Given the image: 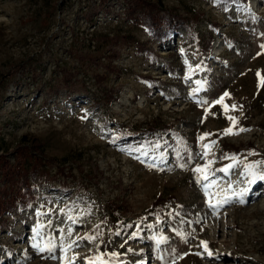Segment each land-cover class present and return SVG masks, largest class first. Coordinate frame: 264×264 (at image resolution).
I'll use <instances>...</instances> for the list:
<instances>
[{
  "label": "rangeland",
  "instance_id": "rangeland-1",
  "mask_svg": "<svg viewBox=\"0 0 264 264\" xmlns=\"http://www.w3.org/2000/svg\"><path fill=\"white\" fill-rule=\"evenodd\" d=\"M261 45L264 0H0V156L27 149L38 170L31 207L0 215V264H264V181L243 167L264 173ZM222 97L249 131L223 135ZM169 131L190 150L154 162L140 145ZM209 161L206 191L192 169Z\"/></svg>",
  "mask_w": 264,
  "mask_h": 264
},
{
  "label": "trees",
  "instance_id": "trees-1",
  "mask_svg": "<svg viewBox=\"0 0 264 264\" xmlns=\"http://www.w3.org/2000/svg\"><path fill=\"white\" fill-rule=\"evenodd\" d=\"M107 1L108 0H103V2ZM144 15L145 17L142 20L140 19V23L146 25L148 28L154 31H159L160 33L163 26H166V31L168 32L161 34L162 36H167L170 32H174L178 24L176 21H172L169 18L167 19V17L153 16L152 10H148V14ZM90 19H93V17L91 16ZM207 68L209 67L207 66ZM65 75H67L66 83L70 85L72 83V75L71 73H65ZM169 133L170 138L168 140H161L160 137H158V139L151 137L146 139L145 143H141L140 146L145 145L152 149V153L149 158H151L154 162L161 164L164 163L166 161V151L168 149L173 153L175 161L179 163L182 162L184 154L189 152L190 148L188 146V139L185 138L184 135H181L176 131H169ZM165 142L167 145L164 149H162ZM1 156L0 177L4 181V187L3 189L0 188V195L3 197V200L0 201V215L3 212L16 207L17 204L20 209L31 207L33 201L36 200L34 191L37 187L34 182L30 183L29 177L32 176V179L36 180L38 170L35 168L32 172L29 171V166L27 165L29 158H31L29 151L24 148L19 149L15 164L8 161L6 157ZM15 187H18L20 192H15Z\"/></svg>",
  "mask_w": 264,
  "mask_h": 264
},
{
  "label": "snow or ice",
  "instance_id": "snow-or-ice-1",
  "mask_svg": "<svg viewBox=\"0 0 264 264\" xmlns=\"http://www.w3.org/2000/svg\"><path fill=\"white\" fill-rule=\"evenodd\" d=\"M261 47H264V45H261ZM261 86L264 87V78L261 79ZM227 96V94H225ZM223 97L216 101V103L220 104L223 108H224V114L226 116V118L230 121V123L232 124V127H230L229 129H226L223 133V135H239L240 133L242 132H245V131H249V129H245V128H239L238 131H234L233 129L235 128V126L239 123L238 119L235 118V117H232V116H229L228 115V106L225 105L223 103ZM242 107V106H236V105H232L231 106V110L233 111H237L239 110V108ZM210 134H205L204 136L200 137V140L202 141V148L205 149L204 152H202L201 154H199L200 156H203V157H207L210 153L208 150H210L212 147L215 146V143L216 142H212V143H209V144H203V141L205 139H207V137L209 136ZM251 155H255V153H250ZM224 159H229L231 161H233L234 163L232 164H229L228 166L222 168V169H219V171H222L224 173H229L230 170L234 167H238L240 166V164L242 163L237 157L235 156H226L224 157ZM211 161L207 162L204 166H197L195 167L194 169H192L194 171V173H196V180L198 183H203V186L205 187V190L207 191L208 188H211L213 186H216L215 185V182L212 181L210 179V165H211ZM243 167H244V176L245 177H251V180H249V183H255L257 179L261 180V181H264V173H257L255 171V169L259 168L260 165L259 164H243ZM247 193V190H244V191H241L239 193H236V196L239 198L238 199V202L240 203H245V200L243 199V197L246 195ZM213 195H219V193H215V194H212V193H209V200H208V206L213 210L215 211L218 207L221 206L222 203H229L231 202L230 198L228 197H225V199L223 201L221 200H217L216 203H213V200H212V196ZM62 231V230H61ZM84 239H87L89 242H93L95 243L96 240L98 239L97 236H94V235H89V236H86L84 237ZM201 245L204 249V252L207 253L208 257H214V253L212 251H210L208 249V244L206 241H202L201 242ZM70 249L69 248H65V253H67ZM106 254H99L98 256L96 257H93L91 260L88 261V264H109L108 261H106L104 259V256ZM111 256V258L113 260L115 259H118V253H111V254H108ZM76 259L75 256H73L71 258V261H74ZM71 261L68 262V264H71Z\"/></svg>",
  "mask_w": 264,
  "mask_h": 264
}]
</instances>
